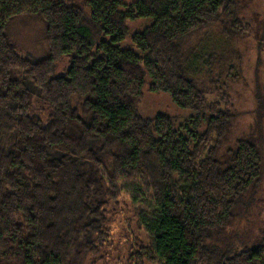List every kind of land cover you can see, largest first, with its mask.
I'll use <instances>...</instances> for the list:
<instances>
[{"label": "trees", "instance_id": "trees-1", "mask_svg": "<svg viewBox=\"0 0 264 264\" xmlns=\"http://www.w3.org/2000/svg\"><path fill=\"white\" fill-rule=\"evenodd\" d=\"M245 9L0 0V264H264V34L244 68L213 50L251 35ZM22 18L43 26L39 58L9 36ZM137 20L150 24L123 48ZM146 86L190 117H144ZM245 113L258 133L219 155ZM126 206L137 229L115 257L111 225ZM249 207L257 227L233 238Z\"/></svg>", "mask_w": 264, "mask_h": 264}, {"label": "rangeland", "instance_id": "rangeland-1", "mask_svg": "<svg viewBox=\"0 0 264 264\" xmlns=\"http://www.w3.org/2000/svg\"><path fill=\"white\" fill-rule=\"evenodd\" d=\"M123 4L131 5L135 2V0H119ZM243 3L246 5V11L244 16L251 22L252 26V33L249 37L245 38L242 41L233 42L234 44L227 47V50L223 48V43L220 46L216 47L214 53L225 55V54H234L236 55L233 58H237L238 55L242 56L243 58V65L249 62V59L255 54L257 47L260 41L263 38L264 34V0H242ZM150 21L147 20H137L134 22H129V30H130V37L122 45L123 48H128L132 46L131 36L135 33L143 31L146 27H148ZM42 30L43 26L41 23L34 19H27L22 18L14 21L8 29V33L10 38L13 42L17 45V48L23 54H30L32 57L39 58L42 56L44 50L42 41ZM206 34V33H205ZM204 34H202L198 39L194 41V45L198 44L199 40H201ZM205 37V36H204ZM230 49L232 52H230ZM236 61V60H234ZM69 67V59H64L60 66L58 67L55 76H62ZM215 75H217L218 67H215ZM248 84L254 85L253 81H249ZM231 95L235 96L236 89H238L237 84L233 82L232 84L229 83ZM246 88V87H245ZM245 88L243 90H245ZM209 100L215 101L219 100L216 96L209 97ZM250 101L246 102L244 109L248 110ZM139 112L144 117H154L159 113H165L170 115L171 117L176 118L177 126L183 124L187 118L190 117V112L183 111L179 109L174 102L172 101L171 97L168 94L158 93L154 94L149 90V86H146L143 92V98L139 103ZM243 111H246L244 110ZM260 123L258 117L251 113H245L244 115H240L237 118L235 125L231 131L230 136L227 140L224 141L219 155H225L228 149H231L235 146L236 142L242 138L251 137L254 129H256L257 133L259 131L257 125ZM261 126V125H259ZM212 146V144L210 145ZM264 146V139H262V145ZM264 153V150H263ZM255 209L253 207H249L248 210L244 211L245 218L240 222L237 223L236 226L233 228V238L237 237L238 235L242 238L249 237L250 233L254 228L257 227L256 222V215ZM133 210L126 206L125 211L122 213H118L114 217V220L111 225L112 233L114 234V245H117L118 249L115 248V257L122 256L125 249V244H128L130 241L129 235L132 230L137 229V225L135 222ZM126 242V243H125ZM123 246V247H122ZM121 247V248H120ZM124 249V250H123ZM109 260L108 264H114L115 259L114 257L107 259ZM107 263V262H106ZM105 264V262H104Z\"/></svg>", "mask_w": 264, "mask_h": 264}]
</instances>
